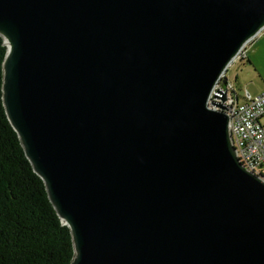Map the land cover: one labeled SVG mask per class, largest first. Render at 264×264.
Returning a JSON list of instances; mask_svg holds the SVG:
<instances>
[{"label":"water","instance_id":"water-1","mask_svg":"<svg viewBox=\"0 0 264 264\" xmlns=\"http://www.w3.org/2000/svg\"><path fill=\"white\" fill-rule=\"evenodd\" d=\"M262 31L264 0H0L4 106L70 264H264V181L210 102Z\"/></svg>","mask_w":264,"mask_h":264},{"label":"trees","instance_id":"trees-1","mask_svg":"<svg viewBox=\"0 0 264 264\" xmlns=\"http://www.w3.org/2000/svg\"><path fill=\"white\" fill-rule=\"evenodd\" d=\"M6 55L0 36V264H70V228L59 217L6 113Z\"/></svg>","mask_w":264,"mask_h":264},{"label":"built area","instance_id":"built-area-1","mask_svg":"<svg viewBox=\"0 0 264 264\" xmlns=\"http://www.w3.org/2000/svg\"><path fill=\"white\" fill-rule=\"evenodd\" d=\"M224 95L227 97L225 102L222 101ZM210 102L226 106L231 118L233 143L241 163L264 181V91L257 96L248 91L242 95L226 73L214 88ZM217 104L212 107L220 110Z\"/></svg>","mask_w":264,"mask_h":264},{"label":"rangeland","instance_id":"rangeland-1","mask_svg":"<svg viewBox=\"0 0 264 264\" xmlns=\"http://www.w3.org/2000/svg\"><path fill=\"white\" fill-rule=\"evenodd\" d=\"M227 75L242 95L248 91L257 96L264 91V31L247 45L230 66Z\"/></svg>","mask_w":264,"mask_h":264},{"label":"flooded vegetation","instance_id":"flooded-vegetation-1","mask_svg":"<svg viewBox=\"0 0 264 264\" xmlns=\"http://www.w3.org/2000/svg\"><path fill=\"white\" fill-rule=\"evenodd\" d=\"M248 58V57H247Z\"/></svg>","mask_w":264,"mask_h":264}]
</instances>
